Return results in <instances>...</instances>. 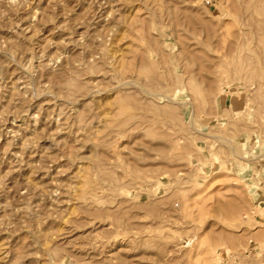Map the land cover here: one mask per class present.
Returning a JSON list of instances; mask_svg holds the SVG:
<instances>
[{
	"label": "rangeland",
	"instance_id": "374dc122",
	"mask_svg": "<svg viewBox=\"0 0 264 264\" xmlns=\"http://www.w3.org/2000/svg\"><path fill=\"white\" fill-rule=\"evenodd\" d=\"M0 264H264V0H0Z\"/></svg>",
	"mask_w": 264,
	"mask_h": 264
}]
</instances>
